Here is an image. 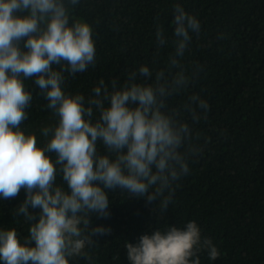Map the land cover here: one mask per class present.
I'll return each mask as SVG.
<instances>
[{
	"label": "clouds",
	"instance_id": "clouds-1",
	"mask_svg": "<svg viewBox=\"0 0 264 264\" xmlns=\"http://www.w3.org/2000/svg\"><path fill=\"white\" fill-rule=\"evenodd\" d=\"M79 3L0 0V198L13 199L24 189L26 199L16 214L32 222L23 243L15 229L0 230L2 264H69L70 257L86 256L94 236L111 232L90 228L91 214H110L109 191L149 203L158 199L159 212L165 213L173 184L189 174V157L200 151L183 113L199 123L207 117L208 102L193 94L170 107L171 98L199 73L194 68V75H187L182 67L190 34L201 30L197 17L179 3L173 6L175 50L154 82H148L149 67L141 66L119 88L114 82L109 89L101 79L86 100L63 88L64 73L75 76L96 61L92 26L70 16ZM156 38L158 47L168 43L161 25ZM138 75L143 82H137ZM33 79L57 118L54 127L41 130L48 138L44 147L21 130L33 100L25 80ZM98 143L106 154L98 152ZM58 173L66 188L57 183ZM30 207L40 209L38 221ZM124 247L130 264H201L202 250L213 261L220 255L211 239H202L195 221L142 235Z\"/></svg>",
	"mask_w": 264,
	"mask_h": 264
},
{
	"label": "trees",
	"instance_id": "trees-1",
	"mask_svg": "<svg viewBox=\"0 0 264 264\" xmlns=\"http://www.w3.org/2000/svg\"><path fill=\"white\" fill-rule=\"evenodd\" d=\"M177 3L201 25L199 34H190L182 60L187 75H194V68L199 73L171 98L170 107L184 104L193 94L208 102L207 117L199 123L183 113L200 151L189 157V174L173 184L165 213L159 212L158 199L149 203L109 191L110 214H91L90 228H110V234L94 236V243L84 249L87 255L70 257L69 264H130L126 241L136 244L142 235L191 221L220 253L213 261L202 250L201 264H264V0H80L70 16L92 26L96 61L83 73H64L63 88L87 100L101 79L109 89L114 82L119 88L141 66L149 67L153 76L148 82H154L156 72L168 69L175 50L172 20ZM158 25L168 40L164 47L157 46ZM137 82H143L139 75ZM25 87L33 100L21 130L35 135L37 146L44 147L48 138L41 130L54 127L57 118L34 79L25 80ZM97 147L106 154L101 143ZM57 183L66 188L59 173ZM25 199L24 189L13 199L0 198V230L15 229L22 243L32 223L16 214ZM29 211L38 221L40 209Z\"/></svg>",
	"mask_w": 264,
	"mask_h": 264
}]
</instances>
